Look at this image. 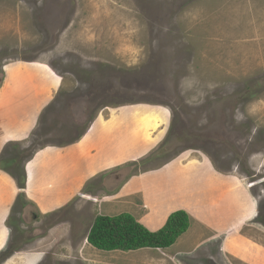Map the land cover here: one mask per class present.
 <instances>
[{"label":"rangeland","instance_id":"1","mask_svg":"<svg viewBox=\"0 0 264 264\" xmlns=\"http://www.w3.org/2000/svg\"><path fill=\"white\" fill-rule=\"evenodd\" d=\"M247 1L0 0V82L15 62H44L62 78L27 145L4 147L14 173L119 109L135 110L143 132L130 127L127 141L140 135L149 146L51 214L17 196L0 264H264V0ZM167 172L186 177L178 185L188 195L213 196L195 214L214 240L169 257L87 245L102 214L146 217L149 182ZM160 184L164 197L176 188Z\"/></svg>","mask_w":264,"mask_h":264},{"label":"crops","instance_id":"2","mask_svg":"<svg viewBox=\"0 0 264 264\" xmlns=\"http://www.w3.org/2000/svg\"><path fill=\"white\" fill-rule=\"evenodd\" d=\"M250 1H247L248 5H250ZM61 87V76L54 73L44 62H15L2 68L0 155L8 144L27 145L37 128L41 113L56 98ZM134 111L129 108L102 113L90 122L85 133L73 143L46 146L34 153L33 157L24 165L26 174L24 196L26 201L39 214H51L71 203L93 178L109 173L127 161L138 159L145 147L149 146H146L145 141L142 144L140 135L133 136L131 140L127 141L126 132L130 127L133 130V135L137 134L136 131L139 134L143 133L139 129L141 126L136 122ZM159 131L160 128L157 133ZM144 134L147 133L144 132ZM157 136L158 134L153 138L158 139L159 136ZM201 168L203 169V167ZM162 175L165 176L162 178L159 177L161 175L152 177L149 182L151 189L148 202L152 205L149 214L135 220L150 232H157L165 225L170 214L176 211H184L189 219L187 232L179 237L171 247L153 250L161 251V253L167 252L164 256L171 255L170 253L176 250L181 253L184 252V255H190L194 248L197 249L199 245L215 239L212 236L205 239L207 223L203 217L195 214V210H200L203 206V201H210L214 198L210 195L206 198L207 200L204 198L200 201L198 196H192L198 192V189L191 190L192 194L188 195L185 191V183L184 186L178 185L179 181H185L186 177L183 175L175 172H167ZM159 179L168 183L171 179L173 180L172 186H176L173 191H167V197L158 194L161 189H164L161 184L160 188L157 185ZM0 183L2 185L0 188V238L3 241L0 252H2L8 239L7 221L19 190L15 180L1 169ZM133 186V193H135L136 184ZM178 188L180 191H177ZM124 189L123 187L113 198L121 197L127 193ZM127 198L131 199V196L128 195ZM115 203V207L119 205L118 199ZM109 213H101L100 216L115 217L121 215L120 213ZM87 245L89 244L87 243ZM166 258L162 257L163 261Z\"/></svg>","mask_w":264,"mask_h":264},{"label":"trees","instance_id":"3","mask_svg":"<svg viewBox=\"0 0 264 264\" xmlns=\"http://www.w3.org/2000/svg\"><path fill=\"white\" fill-rule=\"evenodd\" d=\"M1 83V82H0ZM33 153L29 156L32 157ZM16 158L0 157V169L16 182L18 199L24 198L26 174L24 169L14 173L11 166L18 163ZM189 229V219L184 211L172 213L165 225L157 232H150L131 215L115 217L98 216L94 219L87 236V243L99 251L130 252L141 249H167Z\"/></svg>","mask_w":264,"mask_h":264}]
</instances>
